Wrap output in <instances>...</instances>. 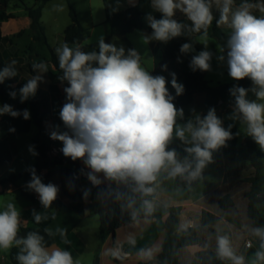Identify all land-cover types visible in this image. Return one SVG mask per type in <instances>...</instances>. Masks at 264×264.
Returning a JSON list of instances; mask_svg holds the SVG:
<instances>
[{
  "label": "clouds",
  "instance_id": "clouds-1",
  "mask_svg": "<svg viewBox=\"0 0 264 264\" xmlns=\"http://www.w3.org/2000/svg\"><path fill=\"white\" fill-rule=\"evenodd\" d=\"M232 3L233 0H223L217 21L218 24H228L233 30L228 40V75L236 81L250 79L255 86L251 91L264 101V16L253 15L249 10L252 5L247 3L233 12ZM151 7L161 15L159 19L151 14L147 16L152 33L144 37L145 44L150 40L166 43L182 35L185 26L173 18L176 10L191 21V31L202 32L201 39L206 40L208 26L213 21L208 0H151ZM54 8L62 11L63 5H54ZM260 10L264 12V7ZM88 43V40L83 44L73 41L70 45L65 41L55 49L61 71L58 79L67 84L63 88L66 101L59 117L68 131H53L51 138L62 142L61 151L65 157L84 161L90 169L87 179L92 185L101 183L98 173L110 180L131 182L134 185L132 192L139 193L142 198L140 210L150 215L154 203L144 197L156 192L161 171H165L169 179L180 177L189 184L201 178L204 168L212 162L213 152L232 139V126L225 128L212 108L203 118H196V125L189 121L183 128L177 127V117L183 115V109L174 105V97L169 93L163 75L154 76L146 70L141 56L134 49H128L126 53L123 46L106 43L103 36L98 40V50H85ZM191 51L190 43L181 45V53ZM211 59L212 53L203 50L192 56L189 66L193 71H209ZM219 59L224 60V57ZM31 67L35 74L18 92H9L12 99L19 95L21 103L34 97L39 85L46 82V63L33 62ZM163 67L166 70L167 66ZM171 75V86L179 96L184 87L177 82L175 73ZM17 76V61L14 59L0 68V84ZM229 91L234 98L231 118L242 119L247 125V134L264 150V103L249 100L250 90L244 87L233 86ZM4 115L30 119L29 110H16L9 104L0 106V116ZM174 131L176 137L191 145L185 148L188 155L183 160L177 158L175 150L167 147ZM29 151L37 155L34 148L29 147ZM30 172L27 188L39 195L44 208L50 207L57 198V186L43 183L34 168ZM90 191H83L85 199ZM120 198L121 194L117 193V199ZM134 204L135 199L129 198L127 207L133 208ZM137 214L138 210L133 209L134 218ZM19 217V211L11 202L7 203L6 210L0 211V249L19 246L17 259L20 264H74L69 251L60 247L46 248L43 237L37 232L18 238ZM33 218L40 223L47 217L34 213ZM46 231L52 234L50 229ZM56 231L62 237L65 235V229L57 228ZM249 231L261 241V250L255 253L256 260L252 261L257 264V261H264V227H253ZM129 242L135 243L134 240ZM216 254L219 259H227L232 264H245V258L236 254L226 235L217 237Z\"/></svg>",
  "mask_w": 264,
  "mask_h": 264
},
{
  "label": "crops",
  "instance_id": "crops-1",
  "mask_svg": "<svg viewBox=\"0 0 264 264\" xmlns=\"http://www.w3.org/2000/svg\"><path fill=\"white\" fill-rule=\"evenodd\" d=\"M21 1L20 7L11 8L7 12L12 13L15 18L1 22L0 24L2 36L11 39V42L4 44L6 47H4L2 43V53L5 58L9 57L10 60L14 59L16 61L18 58H20L21 53L26 54L28 57L33 56L50 59L51 50L55 54V49L62 42H64V29L68 25L63 29L62 34L58 33L55 35L56 38L54 42L49 39L47 35V29L42 23L45 28V35L43 37L38 38L37 40H33V37H30L18 43L17 39L13 38V36L23 28L29 29L30 25V19L27 16L25 10L26 7H36L41 4L42 0ZM136 2L137 0H129L128 2L125 1L126 6L124 8L126 9L131 7L135 5ZM86 10L88 13L89 24L83 25V27L86 29L85 40H88L87 35L90 36L96 27L102 25L107 26L105 27V42L112 43L115 38L110 36V28L109 25L105 23V15L100 22H93L91 9L87 8ZM11 25L15 27L9 29V26ZM142 32H145L146 36H151V33L149 32ZM123 43L128 47L125 41H123ZM156 43L157 41L150 40L147 43V48L153 50ZM30 44L33 45V53L29 51ZM88 44H93L97 47L95 42L91 41ZM129 44L134 50H136L131 42H129ZM136 51L139 54V51ZM152 56L155 63L154 55L152 54ZM186 57L187 55L181 53L180 51L177 53L176 59H178L180 62L178 69L182 68ZM26 75L28 77L22 75L20 81L13 85L11 91L15 90L18 92V89L22 87L23 84L26 83L27 79L32 76H29L28 74ZM46 83L48 85L47 88H41L40 91H45L48 89L50 85L49 79L46 81ZM181 84L183 85V82ZM58 92V98L62 96L66 98L65 92L61 90L60 86H58ZM58 98L56 99L58 100ZM3 104L12 105L16 110L27 109L30 111L29 104H25L24 102L21 103L19 100V95H17L16 99H12L8 94L3 102L0 103V106ZM55 105L56 104H52L47 113L52 112ZM59 106L62 108L61 105ZM52 115L54 116V113H52ZM202 116H204V114H202ZM4 117L7 118L8 127H6L4 132L3 130H0V139L6 142L13 161V148L17 143V141H15V135L23 131L27 132L28 129H30L28 124L29 121L25 120L22 116L13 118L9 115L0 116V121L3 120L2 118ZM40 118L41 126L38 128L40 133H49L50 129L54 128L55 126V120L50 117H44V114L41 115ZM177 118L183 120V122L179 123L182 126H185L189 121L192 122V118ZM226 124H223L225 128L228 127ZM11 128H14L15 131L10 132L9 129ZM233 131L235 130L231 127V132ZM245 138L246 134L240 139L236 138V135L233 134L232 139L228 140L225 146L219 148V154L213 156L212 162L204 168L201 178L197 179V187H195V183L193 182H191V184L188 183L185 187H180L177 184V181L180 177H177L176 179H169L167 178V174H164V172L158 178L159 186L153 198L144 197L146 199L152 200L154 204L155 202H158L166 207L179 208V222L176 226V233L178 235H181L182 230L185 227L192 229L200 228L202 230L199 233L200 241L198 244L189 245L178 249L177 264H200L197 254L202 251H212L216 253L217 237L224 235L228 236L231 240L236 254L245 258V264H252V261L256 260L255 253L261 250V241L249 231L251 228H253V226L251 220L247 216L248 201L244 195L249 190L250 185L245 183L243 179L253 174V168L249 164V155L245 148ZM257 146L259 148L258 144ZM59 160L62 161L61 165H53L49 168H41L37 174L40 176L43 183H52L58 188L56 200L53 201L50 207L46 208L52 215V220L47 225L46 229H50L51 233L56 238V243L50 247H47L48 249L60 247L63 250L69 251L73 257L74 264H94L96 256L98 257L99 264H109V261L106 259L105 250L107 247L110 248V255L114 260L113 248L115 246H120L129 254L128 258L125 259L127 264H145L160 254L163 241L166 237V230L164 228L166 215L160 216L158 211L155 209V206L152 213L157 215L153 216L152 218H143L129 226L119 228L115 231L113 236L107 237L102 243L99 241L100 224L97 227L96 224H88L85 221V219L91 215L99 218L98 210L102 206L100 196L105 195L109 187L112 185L128 186L130 188L129 194L127 199L124 201L123 206L128 208V199L134 198L135 204L133 205V208L129 209H136L143 212L140 210L142 198L139 193L132 192V187H134V185L131 182L125 184L123 182L110 180L105 178L103 173H98L97 176L101 180V183L99 185H92L87 179V173L90 171V169L87 167V165H85L82 159H77L74 162L73 167L69 165V163L72 162L71 160H67V158H60ZM27 165L29 166L28 170L35 166L30 164ZM62 166H68L78 171L80 173V185L83 190H91L87 201L84 204L85 215L83 217H79L73 210L69 208V200L63 195L61 191L60 169ZM211 171L212 173H218V175L210 174ZM5 178H0V180ZM30 180L31 178L29 180H24L21 178L17 180L15 184L7 183L5 186L0 184V196H9V194H12L16 190H23L27 188V184L30 182ZM179 191L183 192V196L181 195L180 197H177ZM24 192H26L25 194L29 195L31 198L26 197V202L17 208L20 213L19 224L23 226L36 227V225L31 222L21 220V214L30 209L44 207L40 203L39 195L36 192L30 189L28 192ZM226 195H229L233 205L231 207L221 209L219 207L218 201ZM260 197L264 198V185H262ZM3 210H6V207L0 208V211ZM261 217L264 219V208L261 210ZM57 228L65 229V235L63 237L56 231ZM90 234H93L96 239V244L93 245V247H90L88 244ZM130 240H134L135 243H130ZM14 246L16 245H13L8 249H0V264H12L10 260V251ZM114 262L117 264L121 261L114 260ZM225 264H232V262L225 259ZM257 264H264V261H257Z\"/></svg>",
  "mask_w": 264,
  "mask_h": 264
},
{
  "label": "trees",
  "instance_id": "trees-1",
  "mask_svg": "<svg viewBox=\"0 0 264 264\" xmlns=\"http://www.w3.org/2000/svg\"><path fill=\"white\" fill-rule=\"evenodd\" d=\"M10 0H0V24L1 22L8 21L15 18L12 13H7L8 5ZM51 0H42L41 4L36 7H26L27 16L30 19L29 29L33 32V40H37L45 35V28L42 25V9L45 4ZM104 1L106 7L105 12V23L109 25L110 36L121 38L125 41L129 49H133L127 40V35L135 30L146 31L152 33V29L147 23V16L149 14L153 15L155 18L159 19L160 15L151 7V0H137L136 4L126 8L123 11L117 13H110L107 10V1ZM69 8V18L71 23L64 29V42H68L70 45L73 41H77L83 44L85 40V31L79 17L74 9L72 3L68 0ZM210 5L213 0H208ZM213 21L208 26L207 37L214 38L217 43L221 46L223 52L227 57L228 40L232 33L225 31L218 27L217 21L220 19V10L213 9ZM179 23L183 24L185 27L183 29L182 35L171 39L170 41L164 43L157 41L155 47L153 48V55L155 59V66L166 63L174 62L177 53L180 51L181 45L184 43H190L192 45V51L187 53L185 63L182 68L177 69V79H181L183 82L184 91L181 95L177 96L176 93L171 94L174 99L173 103L177 109H183L193 103L196 95L203 94V109L208 112L209 109H217L219 103H225L226 99L230 95V87L228 85H219L217 87H210L205 79L206 71L196 70L193 71L190 68V62L193 55L198 54L197 48L192 44V41L197 37L202 35L201 33H195L191 31L192 24L188 18H175ZM20 31L18 34H20ZM9 40L7 37H3L0 29V68L8 64L5 56L2 53L1 45L4 41ZM85 50H98L93 44L85 45ZM29 51H33V45H29ZM34 61H27L23 66L17 64L18 76L9 80H6L3 84H0V103L8 96L13 85L17 84L24 73L29 76L34 75L32 71V63ZM49 64L47 73L50 80V85L47 90L40 91L34 97L28 99L29 108L31 111L32 121L34 124L40 128L41 118L40 114L43 112H48L50 106L54 104L53 99L56 100L59 96L58 92V76L61 75V71L58 67V60L54 52L51 50L50 59L41 58V61ZM155 75H159L155 73ZM244 83L242 87L248 88L251 80L245 78L238 81ZM64 87L67 86L66 82L63 83ZM183 122V120L177 118L176 125ZM64 131H68L64 128ZM40 158L41 163L35 165L33 168L36 174L39 173L41 168H49L53 165H61L62 161H50L46 158L47 147L40 145L38 146L36 141L34 143ZM245 148L249 155V164L253 168L254 173L247 178L243 179L245 183L250 185L249 190L245 193V198L248 201L247 216L252 222L253 227H264V219L261 217V210L264 208V198L260 197V192L262 185H264V173H262V160H264V153H262L258 147L257 143L246 134L245 138ZM12 157L9 152L8 146L5 141L0 139V167L7 166L11 164ZM23 178L24 180H29L31 178L30 169L23 171L19 174L11 175L5 179L0 180L1 185L7 183L15 184L17 180ZM178 186L185 187L188 182L179 178L177 181ZM60 185L63 195L69 200V208L73 210L79 217L85 215L84 204L87 199L83 196V188L80 185V173L75 169L62 166L60 169ZM129 187L126 185H112L109 187L105 195H101L102 206L98 210V215L100 218L99 226V241L102 243L109 236L114 235L115 231L121 227L129 226L143 218H152L157 215L151 213L150 215H145V213L138 211L135 218L132 215L133 209L125 208L123 206L124 201L127 199L129 194ZM117 193L121 194V198L117 199ZM26 197L31 198L29 195L25 194ZM219 207L225 209L231 207L232 201L229 195L222 197L218 201ZM155 209L158 211L160 216L166 215V220L164 223V228L166 230V237L162 244V250L160 254L151 259L145 264H177V251L179 248H183L189 245L198 244L199 233L202 231L200 228L192 229L185 227L182 230L181 235L176 233V226L179 222L180 210L177 207H166L158 202L154 204ZM39 213L46 219H42L40 223H36L33 214ZM21 220L28 221L36 225L33 226H23L19 224V231L17 237H26L30 232H37L43 237L44 246L50 247L56 243V238L53 234H49L46 231L47 225L52 220V215L50 211L46 208L30 209L21 214ZM20 252L19 246H14L10 251V260L12 264H20L17 256ZM197 258L200 264H225V260L218 258L217 254L212 251H202L197 254ZM94 264H99L98 257H95Z\"/></svg>",
  "mask_w": 264,
  "mask_h": 264
},
{
  "label": "rangeland",
  "instance_id": "rangeland-1",
  "mask_svg": "<svg viewBox=\"0 0 264 264\" xmlns=\"http://www.w3.org/2000/svg\"><path fill=\"white\" fill-rule=\"evenodd\" d=\"M67 1L68 0H51L47 4H45L42 9L41 22L47 29V35L49 39L53 42L55 41V38H56L55 35H57L58 33L62 34L63 29L71 23V20L69 18V8H68ZM106 1H107L108 12L117 13V12L125 10L124 8L126 6L125 1L128 2L129 0H106ZM21 2H22L21 0L20 1L10 0L7 12L11 8L20 7ZM70 2L74 6V9L79 17V21L81 22L82 25L89 24L88 13L86 10L87 8H90L92 11L93 22H100L104 18L106 7L104 5L103 0H73ZM222 3H223V0H220L219 4L217 3V0H213V3L210 5L211 6L210 10L212 14H213V9L214 10L221 9ZM245 3L252 5V7L249 10L253 15L257 17L264 16V12H261L260 10L262 7H264V0H233V3L231 5L232 11L233 12L236 11L242 4H245ZM54 5H63V10L62 11L56 10L54 8ZM173 18L174 19L175 18H187V16L180 10H176ZM12 27H15V26L11 25L9 26V29H11ZM105 27L107 26L99 25L98 27H96L93 33L90 34V36L87 35L88 41L95 42L98 45L99 38L101 36L105 38V35H106ZM218 27L230 33H232L233 31L228 24H218ZM20 31L22 32L18 34ZM19 32H17L13 36V38L17 39L18 43L22 42V40L24 39L33 37V32L28 28H23L19 30ZM144 35L146 36L145 32L135 30L130 35H127V40L129 39V42H131L134 48L139 51V55L141 56L142 65L146 68V70H148L154 76H155V73L159 75H163L168 82L166 86L168 87L169 93L170 94L176 93L175 89L172 88L171 86V80H172L171 74L175 73V76L177 75L176 70L178 69V66L180 64L179 60L175 59L174 62H166L156 67L153 61V56H152L153 50H150L147 48V44L144 43V37H145ZM201 37L202 35L197 36L192 41V44L197 48L198 53L203 50H207L212 53V59L210 60L211 69L209 71H206V76H205V79L208 82V85L210 87H217L219 85H228L230 89L233 88V86L242 87L244 83H240L236 80H233L228 75L227 57L225 53L223 52L221 46L217 43V41L211 37H207L206 40L201 39ZM114 38L115 39L112 43L115 44L117 47L123 46L127 53L128 47L123 43V40L121 38H116V37ZM8 42H11V39L4 41L3 45ZM94 46L96 47V45ZM4 47L6 46L4 45ZM220 56H223L224 60H220L219 59ZM6 59L8 62L11 61L9 57H6ZM27 61H34V62L41 61V57H33V56L28 57L26 54L21 53L20 58L17 59V64L23 66L24 64H26ZM46 65L47 67H50L49 64H46ZM165 65L167 66L166 70L163 67ZM23 75H25V77L27 76L26 73H24ZM48 79H49L48 76L45 75V81H47ZM177 82L181 84L182 80L177 79ZM47 86L48 85L46 82L41 83L38 87V90H41V88L46 89ZM58 86H60L61 90L63 91L64 84H62L61 81H59ZM253 87L255 86L253 85V83H251L248 88L250 91L248 92L247 98L249 100L256 101L258 103H264V101L259 100L256 97V95L251 91ZM53 101H54V104H56L54 106V110L49 113L43 112L41 113V115L44 114V117L53 118L56 122L54 128L50 129L49 133H46V134L40 133L38 127L32 121L31 111H29L30 119H28L29 121L28 124H29L30 129H28L27 132L23 131L15 135V138H16L15 141H17V143H16V146L13 148L14 160L11 162V164L0 167V178H5L7 176L19 174L23 171L28 170L29 166L27 164L36 165L38 163V159H39L38 164H40L41 158L36 148L34 147L35 141L38 146L43 145L47 147V150H46L47 152L48 150H50V146H51V142H50L51 133L53 131H58L60 133H63L65 126L63 125V122L60 120V117H59V112L61 109L59 105L63 106V104L66 101V98L62 96L58 98V100L53 99ZM24 103L28 104V101H25ZM233 110H234V98L232 96H229L226 99L225 103L223 104L221 103L218 106V108L215 109L216 115L222 120L223 124L227 123L226 124L227 126L231 124L232 128L235 130L232 133L236 135V138L240 139L242 136L247 134V131H246L247 125L246 123L242 121V119H232L231 118L233 115ZM52 113H54V116L52 115ZM202 114H204L205 116L207 113H205L203 110V95L199 94L195 96L193 103L191 105L187 106L186 108H183V115L178 116V117L192 118L193 125H196V118L197 117L203 118L204 116H202ZM2 119L3 120L0 121V125H1L0 130L1 131L3 130L4 132L6 127H8V124H7L6 117ZM176 126L181 127V128L184 127L180 124H177ZM186 137L190 139L189 133L187 132H186ZM58 144L63 146L62 142H59ZM189 146L191 145L186 144L184 141L176 137L175 131H174L173 138L169 142L167 147H168V150H175V152L177 153V158L180 160H183V158L188 155L185 152V148ZM29 147L34 148L37 155H32V153L29 151ZM258 149L264 152V150H262L260 146ZM219 152H220V149L215 150L213 152V156L219 154ZM45 156L50 161H57L60 158H67V160L72 161L71 163H69V165H71V167L74 166L75 161H73L71 158L65 157L63 154H60L57 157H52L46 153ZM262 162H264V160H262ZM164 172L165 171H161L159 176L163 174ZM262 173H264V163H262ZM164 174H167V173L165 172ZM210 174L218 175V173H215V172L212 173V171L210 172ZM158 181L159 179L157 180V183ZM193 183H195L194 185L195 187H197L196 186L197 180L193 181ZM2 186H5V185H2ZM157 190H158V187L156 191ZM24 191L28 192L29 189L28 188H25L23 190L20 189V190H16L12 194H9V196H0V208L6 207L7 203L9 202L13 203L16 208H19V206H21L22 204L26 202V196H25L26 192ZM155 193L153 194V196L155 195ZM181 195L183 196V192L179 191L177 194V197H180ZM153 196H149V197L153 198ZM85 221L88 224H92V225L96 224L97 227L100 224L99 218L96 216H92V215L86 218ZM88 244L90 245V247H93V245L96 244V239L93 234H90V237L88 239ZM110 253H111L110 248L107 247L105 250L106 259L109 261V264H116L114 260L112 259ZM117 264H127V262L126 260H124Z\"/></svg>",
  "mask_w": 264,
  "mask_h": 264
},
{
  "label": "built area",
  "instance_id": "built-area-1",
  "mask_svg": "<svg viewBox=\"0 0 264 264\" xmlns=\"http://www.w3.org/2000/svg\"><path fill=\"white\" fill-rule=\"evenodd\" d=\"M50 142H51V146H50V150H48L46 152L47 154H49L52 157H57L60 154H63L62 151H61V149H62L63 146H61V145L58 144L60 141L53 140L51 138V136H50ZM114 252H118L119 253L118 256L113 255L115 261L125 260L129 256V254L124 249H122L120 246H115L113 248V253Z\"/></svg>",
  "mask_w": 264,
  "mask_h": 264
},
{
  "label": "water",
  "instance_id": "water-1",
  "mask_svg": "<svg viewBox=\"0 0 264 264\" xmlns=\"http://www.w3.org/2000/svg\"><path fill=\"white\" fill-rule=\"evenodd\" d=\"M222 102L219 103V105L221 104ZM113 236V235H112Z\"/></svg>",
  "mask_w": 264,
  "mask_h": 264
}]
</instances>
